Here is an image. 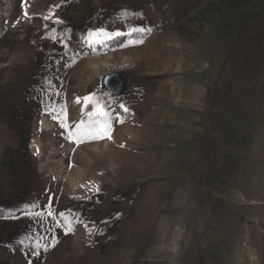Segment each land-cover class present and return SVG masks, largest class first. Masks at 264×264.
<instances>
[{"label":"rangeland","instance_id":"obj_1","mask_svg":"<svg viewBox=\"0 0 264 264\" xmlns=\"http://www.w3.org/2000/svg\"><path fill=\"white\" fill-rule=\"evenodd\" d=\"M220 5L0 0V264H264V45Z\"/></svg>","mask_w":264,"mask_h":264},{"label":"trees","instance_id":"obj_2","mask_svg":"<svg viewBox=\"0 0 264 264\" xmlns=\"http://www.w3.org/2000/svg\"><path fill=\"white\" fill-rule=\"evenodd\" d=\"M221 2H222V5H226L228 7L229 9L228 11L231 13L229 16L231 18H237V20L239 21L240 27L244 25H248V30L253 33L252 34L253 35L252 37L253 46H257V47L263 46L264 45V24L260 20L257 19V16H256L257 13L255 11L247 12V14L245 13V11L240 13L239 12L240 3H238V0H218V4ZM209 6L210 5H208L206 9H204L203 11H198L197 13L193 14L191 17V20L195 18L194 21H198L200 26L204 25L205 23H208L209 21H214L215 14H213V12L216 10L215 9L212 10L211 8H208ZM220 20L226 21L224 20V16H222V19ZM221 26L228 27V29L229 27H231L232 29L235 27L228 22H222ZM89 28H93V27H88L87 30H89ZM220 47L222 48V50H225L224 46H220ZM194 262L199 263L197 260H194Z\"/></svg>","mask_w":264,"mask_h":264},{"label":"snow or ice","instance_id":"obj_3","mask_svg":"<svg viewBox=\"0 0 264 264\" xmlns=\"http://www.w3.org/2000/svg\"><path fill=\"white\" fill-rule=\"evenodd\" d=\"M125 14H127V13H125ZM25 15H27V14L25 13ZM141 31H143V29H141ZM149 31H150V30H149ZM112 35H119V33H112L111 35H109L108 33L104 32L102 29H100V30H96V31H89V33H88V37H89V38H92V39L90 40V42H95V39H96L97 37H99V36H103V37L106 38V39H110ZM137 42L139 43V42H142V41H137ZM93 98H94L93 96H89V97H85L84 99H85V101L87 102V101H92ZM121 107L123 108L124 106L121 105ZM124 110L127 111L126 108H125ZM95 113H96L97 115L101 116V117L107 115V114L103 111V109H102V107L100 106L99 102L96 103ZM101 131H103V129H101ZM89 138H92V139H95V138H103V136H102L100 133H95V134H90V137H89ZM109 138H110V136H109ZM79 142H82V141L77 140V143H79ZM69 231H70V229H69ZM65 234L67 235L68 233L66 232ZM55 243H56V242H54V243L51 244V245L44 246L43 250H44V251H48L51 247H54V246H55ZM33 255H39V253L34 252Z\"/></svg>","mask_w":264,"mask_h":264},{"label":"water","instance_id":"obj_4","mask_svg":"<svg viewBox=\"0 0 264 264\" xmlns=\"http://www.w3.org/2000/svg\"><path fill=\"white\" fill-rule=\"evenodd\" d=\"M101 86L106 92H118L123 94L126 90L124 79L116 72L104 75L102 77Z\"/></svg>","mask_w":264,"mask_h":264},{"label":"bare ground","instance_id":"obj_5","mask_svg":"<svg viewBox=\"0 0 264 264\" xmlns=\"http://www.w3.org/2000/svg\"><path fill=\"white\" fill-rule=\"evenodd\" d=\"M97 71V70H96Z\"/></svg>","mask_w":264,"mask_h":264}]
</instances>
